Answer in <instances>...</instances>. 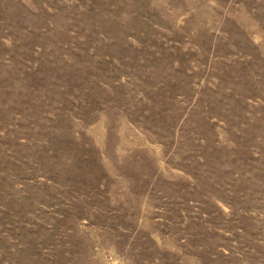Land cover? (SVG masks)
Here are the masks:
<instances>
[{"label": "rangeland", "instance_id": "1", "mask_svg": "<svg viewBox=\"0 0 264 264\" xmlns=\"http://www.w3.org/2000/svg\"><path fill=\"white\" fill-rule=\"evenodd\" d=\"M0 264H264V0H0Z\"/></svg>", "mask_w": 264, "mask_h": 264}]
</instances>
